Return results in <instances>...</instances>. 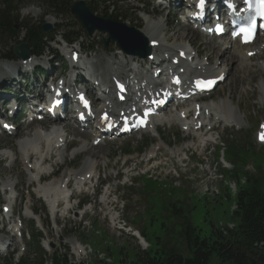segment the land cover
Returning <instances> with one entry per match:
<instances>
[{
    "label": "rangeland",
    "instance_id": "rangeland-1",
    "mask_svg": "<svg viewBox=\"0 0 264 264\" xmlns=\"http://www.w3.org/2000/svg\"><path fill=\"white\" fill-rule=\"evenodd\" d=\"M78 1L79 0H71L70 1L71 6H73ZM106 4H110V6H108ZM133 5H134L133 2L131 4H123V3H120L119 0H104V2L102 3V6L108 10V13L110 14V16L112 14H114V15H128L129 19H131V17H132L133 19H135V22L139 23V22H141V20H143V22L145 23L147 19L145 17L143 18V16H140L139 13H137L138 9L136 8L137 10L135 11ZM87 6L91 9L92 12L94 10H98L97 14L99 15V17L104 18L103 17L104 10L102 7H100V5H92V6L87 5ZM142 7H144V5H142ZM19 8H20V11L18 14V22L15 24L17 27L15 29V34L12 36H10V35L5 36L6 34L3 37L0 36V58H2V60H4L3 59L4 56L9 54L12 47L19 46L21 44H26V32L24 31V29H21L22 26L38 25L40 23L51 25L53 28V31H60L59 34L61 35L64 33L65 37L66 36L68 37L69 34L72 32H75L77 34L82 33V28L77 23L76 19L74 18V16L71 13L61 14L60 11L57 9H55V10L49 9L47 4L42 0H21V2L19 4ZM147 11L154 12V10L152 8H148ZM158 15L162 16L163 14L161 12H158ZM151 20H152V22H154L156 24L159 22L164 23L167 21V23L162 24L164 27V30H166V28L169 24V26H172L174 29V31L172 33L176 34L175 37L178 39H181V38L184 39V36L181 35V34H183V32L181 30L182 29L185 30V28H187L185 25H180V24L178 25V21H173L172 23H170L165 15H164V18H161L159 20H153V19H151ZM125 23H128V22H125ZM162 25L160 24L161 27H162ZM105 27H107V26H105ZM158 28H159L158 26L154 27L152 29V31L154 32L155 29L157 30ZM192 36L193 35L188 36V38L190 40H193L195 36L193 37V39H192ZM102 37H103L102 33H99V32L95 33L94 37H91V38L84 36L80 40V42H78V44L76 46L82 44L83 47H87V46L93 44L94 46H98L100 48ZM156 37H159L163 41H165V39L159 33L156 34ZM199 38L200 37L197 36V41L200 40ZM57 39L62 40L61 38H57ZM200 42H201V40H200ZM198 43L199 42H196V44H198ZM223 57H221V58H223ZM223 60H224V58H223ZM0 63H3L1 61V59H0ZM0 68L4 71V66L0 65ZM201 74H203V73H201ZM259 80H261V77L257 76L256 79H254V80H249V81L243 82V84H241L240 87L245 86L246 88H248L247 85L254 87L258 84ZM246 96L248 99L246 101H243L245 103H242L239 106L240 107L239 112L241 115H247L248 114V116H249V118H248L249 129L246 130L245 132H243L242 134L240 133V134L229 135L226 142H228V141L236 142V140H237L240 143L244 144L247 141V137H248L247 133L250 132V129L252 128L253 124L255 122L257 123L258 117L262 115V113L260 111L261 106H260L258 91H256L253 88L251 90V92L250 91L247 92ZM236 116H237V114H236ZM220 121L222 122L221 119H220ZM234 124L232 126H234ZM43 126H41V127H43ZM32 129L33 128H29L27 130L21 129L20 135H18V137H16V138H7V137H4L3 135H0V149H2L3 146H6L7 148H13V150L17 151L18 139H25L26 136L28 137L29 133L33 132ZM38 131H42V130H38ZM26 133H28V134L26 135ZM87 145L89 148L92 147L91 144H87ZM74 146H76V145H74ZM224 148H225V146H224ZM109 151H111V150H109ZM109 151L107 150V152H106L105 150L100 149V152L106 153L103 155L109 154L110 153ZM82 155H85L86 159L89 157V156H86L87 155L86 153H84ZM95 155L96 156H94V159H98L101 156V153H98ZM244 155H245V157H244L245 160H253L256 164H258L263 159L264 148H263L261 154H259L258 156H254V154L252 152L245 153ZM76 157H79V156H75V157L71 158L70 155H67V157H65L67 164H70L71 162L77 161V159H75ZM91 157H92V155H91ZM80 160H79V162H80ZM120 160L121 159L116 157V155L115 156L112 155V156H110L109 159L105 158L99 164V169L100 170L106 169L104 173L109 179L110 176H112L113 174L114 175L116 174L114 172L115 170H112V169L115 166H117L118 161H120ZM227 161L228 162L233 161V158L230 154L227 156ZM215 162H216V160H215ZM220 162L222 163L223 167L227 168V165L223 163V160H221ZM216 164H217V162H216ZM30 165L31 164H29L28 167H25L24 165L23 166L25 168H29ZM82 165H83V162H80L78 167L81 168ZM10 166H13V167L6 169ZM23 166L20 162H17L15 165H10L8 162H5L4 157L2 155H0V180H4V181L5 180L6 181H11V180L16 181L17 180L19 183L24 185L26 180L23 181L24 177H22L23 176L22 174H25ZM193 166H195V165H193ZM64 170H66V168ZM216 170H218V172H219L218 164L216 165ZM46 171H48V168ZM46 171H43V172L45 173ZM213 173H215V169L212 171V174ZM197 176H199L200 178H204L206 180L208 177L207 174H202V173H197ZM217 181H218L217 179L215 181H213V183L216 185V190H215L216 194H214L213 196H210V197L216 198V197L221 196L224 189H225L224 183L222 181L217 183ZM171 183L175 189H181L182 193L177 191V190L172 191V190H170V188H167V189L163 188L164 189L163 190L161 188L162 187L161 185H154V184L150 185V187L153 189V192L151 194L154 197H156L157 199L152 202V204H153L152 210L147 215H145L146 212H143L140 215L142 208H143V205H145V202L144 203L143 202H137V199L139 196L137 193V192H139L138 190L121 191V194L122 195L125 194L126 198L128 199L127 207L125 210V216H126V219L129 223L130 222L132 223V220L137 219L138 215H140L139 216V222L140 223H145L147 221V217L150 218L151 226H150V233H149L148 238L151 239L152 243L155 244L156 238H165L168 234L178 237V233L181 232L183 229V227H182L183 220H182L181 211H184L185 215L191 218L193 225L196 226L199 230H201L202 237H206L210 234L212 223L215 225H218V224L226 225V224H228V222L231 221V208L235 202L234 198H232L231 200H228V199L227 200L226 199L220 200V198H217L216 202H213V201H207L205 198H200L199 196H196V195L189 197V193H196V194L203 195V189L199 185H195L192 182H189V184H187V181H183V182L172 181ZM7 186L9 187L8 183H6V187ZM140 192L143 193L144 198L147 195H149L148 193L146 194V192L144 190H141ZM184 195H186L187 197L184 198L183 197ZM160 197H165L167 200L164 203H159ZM169 198L171 200L174 199V201L179 200L178 205H176L175 203H172ZM183 198H184V200H182ZM185 201H188L191 205H193V210L190 214L185 207ZM90 220H93V219H85L82 223L77 222L78 224L67 225L66 230L60 229L61 231L58 230L57 234H54L52 229L51 230L45 229V231H44L45 239L47 241L54 243L55 249L59 248L60 242H62L66 246L67 253H69L68 252V246H67L69 243L71 244L74 240L75 241L77 240L79 242H85L83 244H88L91 246V248H93L92 249L93 251H88V255H90V256L85 258V262L88 264H91L92 262L94 263V261H96L98 255L100 253L103 254L102 247H99L98 243H100V245L103 244L100 241L103 239L104 234L109 236L108 239L111 241V244H109V246H111L115 249L122 248L125 245V243L129 242L128 238H125V237L121 238L118 233L112 232V230L108 227V225L104 221V212H102L101 216L96 221H95V219L92 222ZM84 222H86V223H84ZM85 224H88V225H85ZM94 225H97V227L99 229L98 231L94 229ZM131 225H133V224H131ZM83 233H84V235H83ZM94 240H97V241H95L96 242L95 248L99 247L96 250H95L94 246L92 247V244H91V243H93V244L95 243ZM25 247L26 246H25V240L24 239H23L22 245H18V246L16 244L13 245L12 252L8 253V255H4L3 257H0V264H6L7 261L9 260L11 254H16L20 250L23 251L25 249ZM114 252L115 251H111L110 255H113ZM127 252L128 251H125V253H127ZM35 255H36V258H35V256L29 257V259H30L29 264H34L35 260H37V261L41 260L40 253H36ZM69 260L74 261V258H72L71 255H69ZM117 262L118 261H114L113 259L109 260V264H115ZM213 264H216V262L214 260H213Z\"/></svg>",
    "mask_w": 264,
    "mask_h": 264
},
{
    "label": "trees",
    "instance_id": "trees-1",
    "mask_svg": "<svg viewBox=\"0 0 264 264\" xmlns=\"http://www.w3.org/2000/svg\"><path fill=\"white\" fill-rule=\"evenodd\" d=\"M49 9L61 14L70 10V0H42ZM103 2V0H101ZM21 0H0V36L15 34ZM42 23L22 26L26 42L35 53L43 49ZM75 40L73 34L68 37ZM11 49L7 56L13 57ZM238 209L234 213L236 229L227 235L212 229L210 235L202 237L201 231L185 227L180 233V245L164 246L158 253L137 254L128 264H264V178L249 180L241 188ZM197 229V228H196ZM55 264H66L55 260Z\"/></svg>",
    "mask_w": 264,
    "mask_h": 264
},
{
    "label": "bare ground",
    "instance_id": "bare-ground-1",
    "mask_svg": "<svg viewBox=\"0 0 264 264\" xmlns=\"http://www.w3.org/2000/svg\"><path fill=\"white\" fill-rule=\"evenodd\" d=\"M160 16V15H159ZM156 20V19H155ZM154 27H157V25H156V23H154V22H149L148 24H146L144 27H143V29H142V33L147 37V38H149V42H153V41H157V42H160V43H163L164 41L161 39V38H159V37H156L155 36V33H153L152 32V29L154 28ZM190 31V30H189ZM193 35L192 36V39H193V37L195 36L194 35V33L193 32H189V33H183V34H181V35H183V36H191V35ZM179 35V34H178ZM180 35V36H181ZM264 44V43H263ZM163 47L166 49V52L165 53H170L171 51H173L174 50V48H176L177 47V45H172V46H169V45H163ZM263 48H264V46H263ZM256 50H258L259 51V47L256 49ZM221 51V50H220ZM220 51H218L217 52V55L218 54H220L221 52ZM216 52V51H215ZM259 52H261V51H259ZM225 55H226V53H221V57H223L224 56V60H222V63H224V64H228V65H226V67H225V65L223 64V68L222 67H215V66H213V65H209V66H205L203 63H198L197 65H198V67L199 66H201V67H203L201 70H200V72H198V70L197 71H195L196 72V74H201V73H203V74H207V75H210V74H212V73H214V72H217V71H222V72H226V73H229L230 72V67H229V63H228V58L227 57H225ZM231 56H232V61L233 62H236V63H240V64H242V65H244V64H246L247 62H249V61H246V59H245V56L243 55V54H241V53H238L237 54V56H233L232 54H231ZM222 59V58H221ZM230 61V60H229ZM231 61V62H232ZM221 62V61H220ZM2 68V67H1ZM0 68V72L1 71H3L2 69ZM192 73V70H188L187 71V74L188 75H190ZM2 73H0V78H3L4 76H2L1 75ZM231 109V113L232 114H234L235 116H236V114H237V112L234 110V109H232V108H230ZM231 115V114H230ZM229 115H227V116H223V115H220L219 116V119H221L222 120V122L227 126V125H229V126H232L234 123V126H238L239 124H240V122L238 121V119H234L235 121H234V123H229L230 121H229ZM237 117V116H236ZM28 133H26V135H27ZM34 134V137L35 138H33V136H29V138H27V139H24L22 142H21V146H20V148H21V150H25V151H20L19 152V156H20V158L22 159V162L24 163V166L25 167H28V165L29 164H31V162H30V160L34 157L33 156V154L35 153V152H37L40 148H41V146L42 145H44L45 144V146H46V148H45V150H47V152L49 153V151H50V149L53 147V145H56V142L58 141V140H60V139H63V135H61V134H59V133H56L55 131H47V132H41V131H36V132H34L33 133ZM27 137V136H26ZM57 140V141H56ZM87 147H86V144H84L83 146H82V149L81 150H84V149H86ZM80 150V149H79ZM47 153V154H48ZM23 154H27L28 156H30V157H26V156H24ZM94 156H96L95 154H92V157L91 156H89L90 158H88V159H86V161H85V164H84V169H86L87 171H88V174H90L91 176H95L96 174H97V170H96V167L93 165L94 163H96L95 162V159H94ZM67 157V156H66ZM66 160V159H65ZM16 161H18V159L16 160ZM40 162V161H39ZM47 170V168H45L44 167V165H42V166H39V164L37 163V164H35L34 165V168H33V170H32V173H35V172H38V173H44L43 171H46ZM73 175L76 177V178H79L81 175H79V173L78 172H74L73 173ZM83 177H85V176H83ZM85 178L82 180L81 178H79V181L80 182H85ZM60 182H58V183H54L53 185H47L46 187H45V189L43 190V192L45 193V194H50V196H51V199H53V200H55L56 202H65V201H67L68 199H65V200H63V198H64V196L65 197H68L69 196V193H67V192H64V194H63V192H62V190H61V186H56L57 184H59ZM8 187V186H7Z\"/></svg>",
    "mask_w": 264,
    "mask_h": 264
},
{
    "label": "water",
    "instance_id": "water-1",
    "mask_svg": "<svg viewBox=\"0 0 264 264\" xmlns=\"http://www.w3.org/2000/svg\"><path fill=\"white\" fill-rule=\"evenodd\" d=\"M74 14H76L78 16V18L83 21V23L85 25H86V23L88 24L91 20L94 21V19L88 14V11H85L79 5L77 8V11H74ZM43 30L45 32H47V31L51 30V27L44 25ZM93 31H94L93 28H89V34H91ZM112 39L117 40L114 36H112ZM118 42H119V45L129 54H136V52H134V51H137L136 46H142L143 45V41L138 37L136 40H132V41L130 40L129 41L128 39L125 38V39H122V42H120V40ZM131 43H133V44H131ZM144 44H145V48H144V51L142 52V55H143V57H147L151 54V49L148 47V43L146 40H145ZM19 50H21V53H19ZM15 52L19 56L24 57L26 55V58H28L27 54L29 53V49H28L27 45H22L20 47H16Z\"/></svg>",
    "mask_w": 264,
    "mask_h": 264
}]
</instances>
